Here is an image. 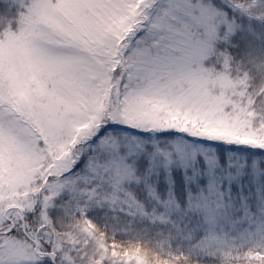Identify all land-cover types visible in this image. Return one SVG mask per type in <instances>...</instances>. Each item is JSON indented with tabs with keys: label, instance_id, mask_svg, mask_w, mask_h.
Segmentation results:
<instances>
[{
	"label": "snow or ice",
	"instance_id": "6c2138e0",
	"mask_svg": "<svg viewBox=\"0 0 264 264\" xmlns=\"http://www.w3.org/2000/svg\"><path fill=\"white\" fill-rule=\"evenodd\" d=\"M0 264H264V0H0Z\"/></svg>",
	"mask_w": 264,
	"mask_h": 264
}]
</instances>
